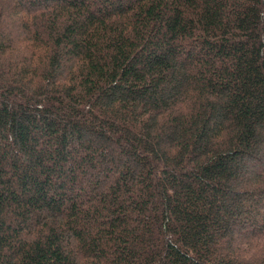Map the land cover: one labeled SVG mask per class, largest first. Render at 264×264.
<instances>
[{"label":"trees","instance_id":"16d2710c","mask_svg":"<svg viewBox=\"0 0 264 264\" xmlns=\"http://www.w3.org/2000/svg\"><path fill=\"white\" fill-rule=\"evenodd\" d=\"M0 264H264V0H0Z\"/></svg>","mask_w":264,"mask_h":264}]
</instances>
